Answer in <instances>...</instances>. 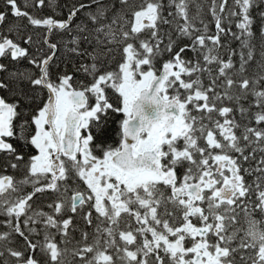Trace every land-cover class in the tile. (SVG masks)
<instances>
[{"label": "snow or ice", "instance_id": "snow-or-ice-1", "mask_svg": "<svg viewBox=\"0 0 264 264\" xmlns=\"http://www.w3.org/2000/svg\"><path fill=\"white\" fill-rule=\"evenodd\" d=\"M0 264H264V0H0Z\"/></svg>", "mask_w": 264, "mask_h": 264}, {"label": "flooded vegetation", "instance_id": "flooded-vegetation-1", "mask_svg": "<svg viewBox=\"0 0 264 264\" xmlns=\"http://www.w3.org/2000/svg\"><path fill=\"white\" fill-rule=\"evenodd\" d=\"M123 118L122 114H115V113H109V119L107 122L106 130L104 132L103 138L113 146H116L119 136H118V125L119 121ZM95 134V133H94ZM99 154V153H97ZM13 175L16 179H20L23 176L22 170H18L13 172L12 170H9V173ZM27 190H30L27 189Z\"/></svg>", "mask_w": 264, "mask_h": 264}, {"label": "trees", "instance_id": "trees-1", "mask_svg": "<svg viewBox=\"0 0 264 264\" xmlns=\"http://www.w3.org/2000/svg\"><path fill=\"white\" fill-rule=\"evenodd\" d=\"M189 55H191V53H189Z\"/></svg>", "mask_w": 264, "mask_h": 264}]
</instances>
